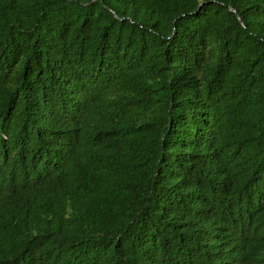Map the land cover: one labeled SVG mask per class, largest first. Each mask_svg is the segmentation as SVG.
<instances>
[{"label":"trees","instance_id":"trees-1","mask_svg":"<svg viewBox=\"0 0 264 264\" xmlns=\"http://www.w3.org/2000/svg\"><path fill=\"white\" fill-rule=\"evenodd\" d=\"M0 264H264V0H0Z\"/></svg>","mask_w":264,"mask_h":264}]
</instances>
